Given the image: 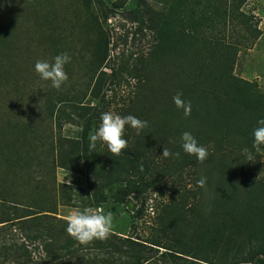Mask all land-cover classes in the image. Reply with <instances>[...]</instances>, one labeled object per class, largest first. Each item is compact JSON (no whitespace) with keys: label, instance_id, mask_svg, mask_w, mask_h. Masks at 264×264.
<instances>
[{"label":"trees","instance_id":"16d2710c","mask_svg":"<svg viewBox=\"0 0 264 264\" xmlns=\"http://www.w3.org/2000/svg\"><path fill=\"white\" fill-rule=\"evenodd\" d=\"M247 1L169 0L166 6L165 0H160L166 12L150 9L141 19L139 29L149 30L152 42L145 55L132 64L106 63L108 34L99 17L90 16L93 32L88 39L92 51L83 82L90 89L89 101L95 104L82 105L70 98L53 102L50 96L48 105L57 108L58 103L57 113L53 107L44 117L51 121L55 117L60 126L61 119L63 123H74L81 132L79 138L59 136L56 141L51 140L53 162L51 168L45 163V170L53 174L60 168L82 174L90 191L83 207L97 204L96 197L105 188L118 187L123 198L133 193L154 194L158 201L155 221L159 226L154 236L141 239L112 235L101 240L103 244L92 240L91 249H105L110 260L118 255L120 259L124 256L125 264H151L145 253L155 251L162 257L182 258L188 264H264L257 260L264 257V178L253 174L250 162L241 155L242 148H251L252 130L264 118V93L233 73L240 49L261 36L252 16L244 11ZM86 2L90 5L91 0ZM97 10L104 9L99 6ZM215 25L222 28L216 35L208 29ZM227 26L231 32L237 28L232 33L237 37L234 42L227 41L228 36L224 35ZM8 28V24L0 28V47L10 45L6 42L9 39H13V44L20 42L23 33ZM50 36L46 39L55 45L54 36ZM105 68L110 69L108 75ZM5 73L8 72L0 64V77ZM11 76L6 80L8 84L13 83ZM123 76L133 78L135 83L133 96L126 98L119 114L134 115L148 121V125L139 135L126 126L128 145L118 156L99 141L90 152L89 133L98 128L101 114L115 99L114 93L108 96V90L113 92ZM72 90L73 86L67 94L71 95ZM177 94L190 103L189 115L185 116L184 110L174 104ZM61 105H68L70 113L64 114ZM27 118L33 119L32 115ZM16 125L14 129L21 128ZM28 129L32 132V126ZM185 131L207 149L203 162L181 148ZM12 142L19 144L18 140ZM164 148L179 152L180 156L165 158ZM17 161L15 164L22 166ZM44 177H22L26 189L34 186L35 199L24 194L10 198L0 192V229L4 230L0 236H4L1 243L5 246L1 251L12 255V264H36L32 263L28 243L39 238H44L40 252L43 264H51L72 251L70 248L63 254L61 247L55 248L60 229L67 227L68 222L58 216L57 208L72 206V197L80 194H73L75 188L67 183H59L57 190L46 179L48 176ZM182 178L190 187L177 200L166 198V191L171 194L172 186ZM173 215L177 216L174 222L170 218ZM17 229L23 242L18 243V236L13 234ZM70 240L71 236L67 242ZM133 251L137 253L133 255Z\"/></svg>","mask_w":264,"mask_h":264},{"label":"rangeland","instance_id":"374dc122","mask_svg":"<svg viewBox=\"0 0 264 264\" xmlns=\"http://www.w3.org/2000/svg\"><path fill=\"white\" fill-rule=\"evenodd\" d=\"M86 1L88 0H0V28H5L8 24V30L16 29L15 33H23L19 43L13 44V39H9L5 41L10 42V45L0 47V64L8 72L0 77L2 84L0 85V192H4L3 195L7 194L10 198L24 194L35 199V195H32L34 186L27 187V190L26 182H23L22 177L39 180L43 175L48 176L49 178L46 177V179L51 180L55 189L58 190L59 183H67L75 188L73 194H80L79 197H72L74 200V203H71L72 206L62 205L57 208L60 218L68 220L70 215L84 208L93 211L103 208L105 212H111L113 216V227L108 235L109 238L113 235L144 239L154 236L155 229L159 227L155 221V208L158 201L155 200L154 194L133 193L123 198L118 187L105 188L96 197L97 204L83 207L90 191L82 174L60 168L55 169L53 174L51 170H45V163L48 167H52L51 140L56 141L59 136L79 138L81 132L80 127L74 123H63L61 119L60 126L55 117L52 121L44 117L54 107L48 105L50 96L54 99L53 102L70 98L82 105L95 104V101H89L90 89L87 88V90L83 82L89 69L87 58L91 56L92 51L88 39L89 34L93 32L90 16L99 17L103 29L108 34L109 56L106 63L129 62L132 64L145 55L152 42L151 32L139 29L141 19L146 17L150 9L160 13L166 12V7L159 3L160 0H91L90 5ZM168 2L169 0L165 3L166 6ZM99 6L104 10L98 11ZM93 8H97V12ZM244 11L252 16L253 25L261 31V36L250 46L240 49L233 73L239 78L252 82L257 90L264 93V0H248L244 5ZM208 29L209 33L215 35V32L222 30L217 26ZM235 30L237 31V28H234L233 32L229 26L225 28L224 35L228 36L227 41L234 42L237 39L236 34H232L236 33ZM50 34L56 40L55 45L46 39V37L51 38ZM221 35H223L222 32ZM217 36L220 37V34ZM64 52L71 57V61L65 65L68 80L61 89L57 90L51 86L50 81L40 79L34 66L38 60L51 62L55 55ZM104 72L108 75L110 69L105 68ZM9 74H12L10 80L13 82L10 84L6 82ZM125 78L126 76H123L119 84L113 87V92L108 90V96L114 93L115 99L106 112L119 114V108L126 98L133 96L135 80ZM71 86L73 90L70 95L66 91L68 89L70 91ZM57 92H60L59 95ZM56 106L58 108V103ZM60 107H63L64 114L70 113L68 105ZM54 108L57 113V108ZM28 115H32L33 119L28 121ZM16 124H19L21 128L14 129L13 126H17ZM25 125L27 127L24 129ZM28 126H32V132L28 131ZM12 140H18L19 144L13 145ZM257 157L255 163L250 162V169L253 174L264 178V152L257 153ZM15 161L22 166L15 164ZM185 178L177 180L176 185L172 186L171 194L170 190L166 191V198L177 200L178 195L190 187ZM184 184H186L185 187ZM37 187L40 190V186ZM170 218L174 222L177 216L173 215ZM3 231L0 229V235ZM13 234L18 236V243L23 242L19 230ZM7 235L9 236V233ZM70 236L66 232V226L60 229L58 246L55 248L61 247L63 254L70 248L72 251L51 264H59L62 261L65 264H125L122 261L124 256L120 259L118 255H114L110 260L105 249H91L92 241L81 244L71 236L70 242H67ZM3 239L4 236H0V264H12V255L7 251H1V247H5L1 243ZM43 239L39 238L33 242L26 239V242L29 241L28 248L32 263L43 264L44 256L40 253ZM93 240L103 244L100 239ZM136 253V251L132 252L133 255ZM145 254L151 258V264H188L182 258L162 257L155 251H148ZM45 259L47 260L46 257ZM257 260L264 261V257L260 256Z\"/></svg>","mask_w":264,"mask_h":264},{"label":"clouds","instance_id":"9594fccd","mask_svg":"<svg viewBox=\"0 0 264 264\" xmlns=\"http://www.w3.org/2000/svg\"><path fill=\"white\" fill-rule=\"evenodd\" d=\"M71 61L68 53H60L53 57L52 61L38 60L35 63V71L41 80L50 81L51 86L57 90L61 89L68 80L65 72V65ZM173 102L178 109L184 110V115L190 114V103L181 98V94L173 97ZM148 125V121L141 120L134 115H124L107 111L101 114V123L94 132L88 136L89 151H93L97 146V141L106 145L107 149L114 155H120L122 150L127 148L128 140L125 138L126 126L135 130L139 135ZM257 127L252 130L251 148L241 149V155L246 162H256L257 153L264 152V118L257 121ZM181 148L188 155L195 156L199 162L207 158V149L198 143L191 132L185 131L181 135ZM162 156L179 157V152H170L164 148ZM203 183V181H200ZM113 227V216L111 212H105L103 208L95 211L84 208L68 217L66 232L81 244H87L93 239H106Z\"/></svg>","mask_w":264,"mask_h":264}]
</instances>
